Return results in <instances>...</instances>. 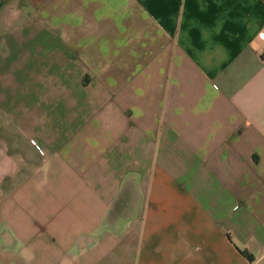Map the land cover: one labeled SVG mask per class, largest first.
Wrapping results in <instances>:
<instances>
[{
    "label": "crops",
    "instance_id": "1",
    "mask_svg": "<svg viewBox=\"0 0 264 264\" xmlns=\"http://www.w3.org/2000/svg\"><path fill=\"white\" fill-rule=\"evenodd\" d=\"M264 0H0V264H264Z\"/></svg>",
    "mask_w": 264,
    "mask_h": 264
},
{
    "label": "built area",
    "instance_id": "2",
    "mask_svg": "<svg viewBox=\"0 0 264 264\" xmlns=\"http://www.w3.org/2000/svg\"><path fill=\"white\" fill-rule=\"evenodd\" d=\"M262 36L264 37V32H263Z\"/></svg>",
    "mask_w": 264,
    "mask_h": 264
}]
</instances>
